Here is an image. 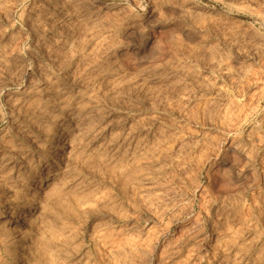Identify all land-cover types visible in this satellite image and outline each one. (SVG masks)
<instances>
[{
	"label": "rangeland",
	"instance_id": "374dc122",
	"mask_svg": "<svg viewBox=\"0 0 264 264\" xmlns=\"http://www.w3.org/2000/svg\"><path fill=\"white\" fill-rule=\"evenodd\" d=\"M16 218L23 264H264V0H0V264Z\"/></svg>",
	"mask_w": 264,
	"mask_h": 264
},
{
	"label": "bare ground",
	"instance_id": "6f19581e",
	"mask_svg": "<svg viewBox=\"0 0 264 264\" xmlns=\"http://www.w3.org/2000/svg\"><path fill=\"white\" fill-rule=\"evenodd\" d=\"M65 1V0H64ZM104 1V0H103ZM180 1V0H179ZM170 2V1H169ZM182 2V1H181ZM80 3V2H79ZM174 3V2H173ZM178 4H180V3H178ZM56 5V4H55ZM74 5V4H73ZM82 5V4H81ZM135 5V4H134ZM177 5V4H176ZM70 7V6H69ZM41 8V7H40ZM124 8V7H123ZM65 9V8H64ZM154 9V8H153ZM169 9V8H168ZM55 10V9H54ZM66 10V9H65ZM77 11V10H76ZM83 11V10H82ZM86 11H87V9H86ZM123 11V10H122ZM154 10H152L151 11V13L153 12ZM52 13V12H51ZM61 13V12H60ZM86 13V12H85ZM59 14V13H58ZM128 14V13H127ZM78 15V14H77ZM84 15V14H83ZM158 15V14H157ZM118 16V15H117ZM84 17V16H83ZM189 17V16H188ZM98 18V17H97ZM117 18V17H116ZM50 19V18H49ZM86 19V18H85ZM209 19V18H208ZM223 19V18H222ZM164 20V19H163ZM196 21V20H195ZM87 23V22H86ZM39 24V23H38ZM111 24V23H110ZM140 24V23H139ZM88 25V24H87ZM90 25V24H89ZM111 27V26H110ZM113 27V26H112ZM131 27H133V25L131 26ZM197 27V26H196ZM108 28H109V26H108ZM121 31V30H120ZM133 31V30H132ZM28 32V31H27ZM111 32V31H110ZM134 32V31H133ZM135 33V32H134ZM69 36V35H68ZM200 36V35H199ZM224 40V39H223ZM96 45V44H95ZM78 47V46H77ZM212 51V50H211ZM100 53V52H99ZM94 54V53H93ZM79 58V57H78ZM115 67V66H114ZM56 69V68H55ZM171 70H173V69H171ZM170 70V71H171ZM94 71V70H93ZM88 72H89V70H88ZM91 72V71H90ZM154 72V71H153ZM159 72V71H158ZM185 72V71H184ZM150 73V72H149ZM71 75V74H70ZM76 75V74H75ZM87 75V74H86ZM140 76V75H139ZM147 76V75H146ZM125 77V76H124ZM148 77V76H147ZM114 80V79H113ZM81 81H82V79H81ZM151 82V81H150ZM99 83V82H98ZM107 88V87H106ZM46 91V90H45ZM96 92V91H95ZM30 93V92H29ZM70 93V92H69ZM61 96V95H60ZM76 96V95H75ZM67 97V96H66ZM83 97V96H82ZM81 97V98H82ZM32 98V97H31ZM60 98V97H59ZM28 99V98H27ZM38 99V98H37ZM47 99V98H46ZM34 100V99H33ZM32 100V101H33ZM38 100H40V99H38ZM23 101V100H22ZM29 102V101H28ZM94 102V101H93ZM12 103V102H11ZM38 103V102H37ZM33 104V103H32ZM15 106V105H14ZM19 107V106H18ZM84 107V106H83ZM13 108V107H12ZM15 108V107H14ZM42 108V107H41ZM48 108V107H47ZM100 108V107H99ZM108 108V107H107ZM18 109V108H17ZM26 109V108H25ZM46 109V108H45ZM64 109V108H63ZM75 110H77V113H78V118L76 119L75 118V120H76V122L77 123H75L74 124V119L72 118V117H69L68 118V122L67 123H65V124H63V127L61 128V132H57V131H53L54 130V124H51L52 122L49 120V119H46V120H44V125H42L43 126V128H45V130H44V135H48L49 137H47L48 138V140H49V142L48 143H53V139L55 138V136H59L60 137V143H58V141H57V143L58 144H56L57 145V147H61V148H68V147H70V142H71V138L73 137V136H78L79 134H86V132L89 130V129H86L83 125L85 124V120H86V116L88 115H86V112H85V109L84 110H82V108L81 109H79V111H78V108H75ZM97 110V109H96ZM29 111V110H28ZM38 111V110H37ZM103 111V110H102ZM25 112V111H24ZM47 112V111H46ZM76 112V111H75ZM54 113V112H53ZM73 112H71V114H72ZM31 114V113H30ZM75 114V113H74ZM96 115V114H95ZM105 115V114H104ZM99 116V115H98ZM30 117V116H29ZM38 118V117H37ZM96 118V117H95ZM138 119V118H137ZM40 120V119H39ZM112 120V119H111ZM115 120V119H114ZM125 120V119H124ZM38 121V120H37ZM109 121V120H108ZM89 122V121H88ZM97 122V121H96ZM134 122V121H133ZM79 123V124H78ZM90 125V124H89ZM112 124H110V123H107L106 124V131L107 132H110V131H113L112 130V126H111ZM123 125V124H122ZM115 127V126H114ZM117 127V126H116ZM146 128V127H145ZM144 128V129H145ZM128 129V128H127ZM136 129V128H135ZM34 130V129H33ZM97 130V129H96ZM95 130V131H96ZM42 131V130H41ZM116 131V130H115ZM131 131V130H130ZM146 131V130H145ZM100 133V132H99ZM105 133V132H104ZM31 134V133H30ZM94 134V133H93ZM98 134V133H97ZM110 134V133H109ZM126 134V133H125ZM42 135V134H41ZM40 135V136H41ZM92 135V134H91ZM99 135V134H98ZM111 135V134H110ZM93 136V135H92ZM91 136V137H92ZM109 136V135H108ZM113 136V135H112ZM45 137V136H44ZM96 137H97V135L95 134V137L93 136V138H92V140L90 141V145L91 146H96V144H97V139H96ZM123 137V138H122ZM34 138V137H33ZM110 138V137H109ZM112 138V137H111ZM119 138V139H118ZM108 139V138H107ZM118 139V141H120L121 142V144L122 143H125L126 141H127V137H124V136H118L117 138H116V140ZM129 139V138H128ZM42 140V139H41ZM45 140H46V138H45ZM112 140V139H111ZM113 140H115V139H113ZM34 141V140H33ZM36 141V140H35ZM117 141V142H118ZM73 142V141H72ZM9 143V142H8ZM127 143H128V141H127ZM36 144V143H35ZM39 145V144H38ZM53 145H54V143H53ZM49 146V145H48ZM135 146V145H134ZM20 147V146H19ZM117 147V146H116ZM120 147V146H119ZM47 148V147H46ZM106 148H108V147H106ZM118 148V147H117ZM136 148H138V147H136ZM148 148V147H147ZM69 149V148H68ZM84 149V148H83ZM247 149V148H246ZM72 150V149H71ZM105 150V149H104ZM104 150H103V153H104ZM107 150V149H106ZM69 151V150H68ZM136 151H137V149H136ZM142 151H144V150H142ZM42 152V151H41ZM49 154L48 155H50V158L51 157H53L54 155H53V153L55 152V153H57V152H59L56 148L55 149H52V150H49ZM139 153V152H138ZM28 154V153H27ZM45 154V153H44ZM94 155H96V154H94ZM123 156V155H122ZM57 157V156H56ZM84 157H85V155H84ZM98 157H100V156H98ZM113 157V156H112ZM97 158V157H96ZM93 159V158H92ZM114 159V158H113ZM126 159V158H125ZM58 160V159H57ZM78 160V159H77ZM36 161V160H35ZM50 161V160H49ZM59 162H60V160H58ZM132 161V160H131ZM137 161V160H136ZM4 162V161H3ZM39 162V161H38ZM77 162V161H76ZM91 162V161H90ZM123 162V161H122ZM12 163V162H11ZM51 163H53V162H51ZM55 163V162H54ZM65 163V162H64ZM128 163V162H127ZM127 165V164H126ZM26 167V166H25ZM50 167V166H49ZM52 167H54V165H52ZM55 168H56V165H55ZM144 168V167H143ZM58 169H56V170H54V171H57ZM52 171V170H51ZM48 172V171H47ZM22 173V172H21ZM59 173V172H58ZM145 173V172H144ZM139 174V173H138ZM149 174V173H148ZM147 175V174H146ZM3 176V175H2ZM1 176V177H2ZM54 176V175H53ZM138 176V175H137ZM27 177V176H26ZM44 177V176H43ZM48 177V175H45V177H44V179H45V181H46V187H49V185L51 184V185H53L52 184V182L53 181H55V180H53L52 181V179H51V181L52 182H50L49 183V181H50V179L49 178H47ZM70 178V177H69ZM61 179H62V177H61ZM143 179H145V178H143ZM147 180V179H146ZM41 181V180H40ZM18 182V181H17ZM66 182V181H65ZM54 183V182H53ZM145 183V182H144ZM77 184V183H76ZM50 185V186H51ZM66 185V184H65ZM145 187V186H144ZM34 188V187H33ZM36 188V187H35ZM145 188H147V187H145ZM25 190V189H24ZM40 191V190H39ZM77 192V191H76ZM80 193V192H79ZM11 199V198H10ZM23 199V198H22ZM57 200V199H56ZM21 201V200H20ZM12 205V204H11ZM22 208V207H21ZM3 212V211H2ZM44 217V216H43ZM23 218V217H22ZM16 219H18V218H16ZM50 219V218H49ZM53 220V219H52ZM17 223H18V227L17 228H15V233H14V235H13V245L11 246V248L8 250V260L12 263V264H23L24 262H23V256H24V254L26 253V252H28V250H29V246H28V240H27V238H26V229H24L26 226H28L27 225V222H28V220H27V218H26V221L24 220V219H18V220H15ZM5 222L6 223H8V226H7V229L9 230V229H13V228H10V226H9V223H11V220H5ZM37 222V221H36ZM1 223V222H0ZM12 226V225H11ZM45 229V228H44ZM33 238V237H32ZM220 239V238H219ZM37 241V240H36ZM38 242V241H37ZM36 242V243H37ZM217 245V244H216ZM42 246V245H41ZM25 261V260H24ZM27 261V260H26ZM78 263V262H77Z\"/></svg>",
	"mask_w": 264,
	"mask_h": 264
}]
</instances>
